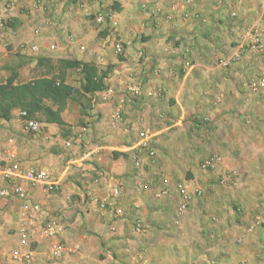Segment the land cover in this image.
<instances>
[{
    "label": "crops",
    "instance_id": "obj_1",
    "mask_svg": "<svg viewBox=\"0 0 264 264\" xmlns=\"http://www.w3.org/2000/svg\"><path fill=\"white\" fill-rule=\"evenodd\" d=\"M4 1L0 0V11ZM14 1L15 8L5 16V30L0 44V59L10 61L11 65L6 66L9 71L0 68V83L6 82L12 71L17 73L14 84L28 82L42 75H61L66 83L74 87V91L60 113L62 124L46 121L42 114L29 117L40 123V128L34 131L26 125L27 116L21 115V111L25 110L20 107L11 108L7 117L0 114V190L9 192L6 196H0V245L6 252V255L0 256V264H24L19 255L31 250L30 247L34 244L41 250L37 251L39 255L33 257L29 264H46L48 256L40 252H44L41 242L43 238H47L43 233V226L49 220H54L61 227L57 238L65 245L57 264H139L135 254L130 253L135 245L130 243L129 228L125 227L123 221L119 223V219L116 222L111 220V209L99 207V202L108 195L111 185L114 184H120L122 189L117 201L122 215L128 214H125L127 202L138 204L140 191L135 179L141 171L135 166L138 162L134 160L143 151L134 150L135 144L125 140L126 134L132 133L137 127L135 118L141 116V111L148 112L149 108L153 112L165 108L164 116L175 125L185 118L189 121V118L194 119L200 115L209 116L204 113L207 103L206 111L212 108L210 116L216 125L219 117L217 115H228L222 113L224 110L217 111L218 108L214 105L216 97L220 95L222 100L227 98L230 101L231 97L238 94L235 92L236 84L229 81V87L223 94L219 89L227 81L224 77L215 80H204L200 74L198 77L197 69L202 64V46L199 45L202 41L199 35L201 31L191 29L192 25H189L185 27L187 30L184 29L183 35H180L179 42L185 45L186 51L182 50V57L185 58V63H182L184 72L181 78L175 80L176 88L171 89L172 84L167 82L162 84L160 76L156 75L152 82H147L154 88L168 86V96L171 99L167 107L161 101L163 94L150 99V93H136L139 81L130 76L141 67L133 63H122L113 55L111 44L105 46L103 40L93 42L92 36L97 35V32L89 30L87 11L73 9L79 3L86 5L89 0ZM49 1L54 4L55 13L45 17V2ZM103 1L108 2H97L102 4ZM205 2L207 1L200 0L198 4L200 7L206 6ZM257 4V0H239V4L229 8L238 10L240 15L251 16L256 14ZM67 7L70 11H67ZM50 18L60 20L58 26L52 25ZM11 28L14 30L11 31ZM240 35L238 34L239 38ZM4 41L10 44V49L2 45ZM216 42L214 40L209 44L212 45L209 49L212 48L214 52ZM159 51L156 47L151 54H160ZM190 52L191 56H188ZM253 54V50L245 54L248 57V67L255 68L252 72L264 75V59L254 57ZM17 56H22L18 64L13 61ZM104 58L114 66L112 76L105 79L107 86L104 89L113 91L111 97H104V90L83 92L80 69L64 65V61L77 60L93 63L99 69ZM155 58L158 59L157 55ZM23 70L43 72L28 78ZM242 86L241 89L248 90V95L252 97L260 96L259 93L264 94V86L253 88L247 83ZM263 99L264 97L261 100ZM145 102L151 107L140 110L139 108L146 106ZM119 106L121 117L114 122L112 114ZM263 106L262 103V116ZM188 121L184 120V124ZM172 123L167 127H172ZM227 127L228 124L224 126V130ZM213 131V136H216L218 130ZM7 149L17 150L15 158L22 167L36 166L46 169L58 181L57 190L49 192L40 185L32 186L18 180L17 184L24 192V196H19L14 190L13 181L5 178L3 174L7 166ZM140 156L143 160L144 154ZM248 188L250 192H254V187L249 185ZM261 188L264 189V181L261 182ZM237 196L242 197L240 194ZM190 212L197 217L207 213L194 204ZM115 216L118 215L115 213ZM201 221L197 225L199 227L202 224L198 229L197 239L189 241L188 238H181L175 245L172 242L170 251H165L163 256L151 255L154 258L149 259L154 264H178L179 261L181 264H237L244 259L248 264H264L263 239L248 238V241H244L247 244L243 241L235 242L229 236L230 228L224 227L226 238L221 243H214L210 238L204 241L202 233H205L208 224L204 223L203 218ZM49 245L51 246V242Z\"/></svg>",
    "mask_w": 264,
    "mask_h": 264
},
{
    "label": "rangeland",
    "instance_id": "obj_2",
    "mask_svg": "<svg viewBox=\"0 0 264 264\" xmlns=\"http://www.w3.org/2000/svg\"><path fill=\"white\" fill-rule=\"evenodd\" d=\"M97 1L89 0L86 5L79 3L73 9L87 11L89 30L97 32V35L92 34L93 42L103 40L105 46L111 44L113 55L122 63L141 67L130 76L139 81L136 86L139 95L150 93L149 98L154 99L163 94L161 101L168 107L171 99L168 86L154 88L147 82H152L156 75L160 76L162 84L167 82L172 84L171 89L176 88L175 80L181 78L184 72L182 50L186 51L185 45L179 42L180 35L189 25H192L191 29L201 31L199 35L202 41L199 45L202 46V64L197 69L198 77L199 74L204 80L224 77L228 82L222 83L220 93L225 94L223 91L229 87V81L236 84L235 92L238 93L230 101L227 98L222 100L220 95L216 97L214 105L217 111L228 113L221 117L217 115L218 126L214 125V119L210 116L212 108L206 111L207 103L204 113L209 116L200 115L189 118V121L185 118L175 125L164 116L165 108L153 112L148 102L139 108H149V111H141V116L135 118L137 127L125 136V140L135 144L134 150L143 151L146 159L143 162L140 153L134 160L141 171L134 181L139 186V201L138 204L127 202L125 214H128L124 216L116 203L118 216L112 210L114 215L111 217L115 222L117 219L119 223L123 221L125 227L129 228L130 243L135 245L130 253L135 254L139 264H154L149 259L153 257L151 255L163 256L165 251H170L172 242L175 245L181 238H188L189 241L197 239L202 224L197 225L202 218L208 224L205 233H202L204 241L210 238L214 243H221L226 238L224 227L230 228L229 236L235 242L248 241V238L264 240V189L261 188L264 181V116L260 109L264 104V99L261 100L264 94L252 97L248 95V90L241 89L244 83L264 77L252 72L255 68L248 67V57H245L247 52L253 50L254 57L264 59V0H257L256 14L251 16L240 15L238 10L229 8L239 4V0H206V6L202 7L198 4L200 0H192L189 4L184 0H108L102 4ZM45 5V17L52 16L55 13L54 4L49 1ZM113 5H118L119 9L116 10ZM67 11H70L69 7ZM99 11L104 12V19L96 23L95 15ZM184 11L187 12L186 16H183ZM49 21H53L52 25L56 27L60 20L50 18ZM254 27L261 32V43L257 47L248 45V31ZM106 37L109 38L105 40ZM214 40H217L215 52L209 49L212 47L209 44ZM116 43L122 47L119 53L114 48ZM240 44L245 46L242 59L229 63V57ZM2 45L10 49L7 42L4 41ZM156 47L160 54H151ZM188 56H191V52ZM21 57L17 56L13 61L18 64ZM102 61L99 70L106 71V78L109 79L114 66L105 58ZM1 62V68L9 71L6 66L10 67V61L5 59ZM22 72L29 78L43 71ZM184 120L188 121L187 124H184ZM173 122L176 121L173 119ZM169 123L173 126L167 127ZM227 124L229 127L224 130ZM214 129L218 130L216 136H213ZM143 142L152 146L153 155L149 154ZM249 185L254 187V192H250ZM193 204L207 212L205 216L192 214ZM47 239L43 238L41 243L45 249L40 253L50 257H47L46 264H57L58 258L50 255L49 244L52 241ZM30 249L34 258L41 250L35 244ZM178 264H181L180 261ZM237 264H248V261L240 260Z\"/></svg>",
    "mask_w": 264,
    "mask_h": 264
},
{
    "label": "built area",
    "instance_id": "obj_3",
    "mask_svg": "<svg viewBox=\"0 0 264 264\" xmlns=\"http://www.w3.org/2000/svg\"><path fill=\"white\" fill-rule=\"evenodd\" d=\"M192 0H184L186 3H190ZM16 6V2L14 0H5L2 4V8L0 11V44L2 43V35L5 30V16L6 14H9ZM187 12L184 11L183 16H186ZM104 19V12L99 11L95 15V22L101 23ZM261 32L258 31L257 28H251L248 31L249 37H250V43L248 45L250 46H258L261 43L260 34ZM116 52H121L122 47L119 43H116L114 45ZM245 46L240 44L235 52L232 53L231 57H229L228 62L229 63H235L242 59V55L244 53ZM2 67V62L0 59V68ZM248 85H251V87L256 88L259 87V85L264 86V77L261 78V80L253 81L250 80L248 82ZM104 97L106 95H111V89L107 88V90L103 91ZM120 106L118 108H115L112 117L113 121L117 122L119 121L121 117L120 112ZM21 115L26 117V111H21ZM26 125L32 129V130H38L40 128V123L32 118L26 117ZM143 145H145L148 149V152L150 155H153L154 151L152 146L148 145L146 142H143ZM145 147V148H146ZM17 156V150L16 149H7L6 150V161L7 166L3 170V174L5 178L10 179L14 183V190L19 194V196H24V192L22 188L17 184L18 180L25 181L29 183L30 185H40L42 186L46 191L52 192L57 190L58 188V181L54 179L49 172L40 167L31 166V167H22L19 160L15 157ZM121 189L119 185L114 184L110 187V192L107 196H105L100 202L99 207L104 209L106 207L111 208V210H115V213L119 211V208L115 205L117 203V197L120 195ZM9 192L5 190H0V196H6ZM61 231V227L56 223L54 220H49L45 223L43 226V233L44 235L51 239V246H50V255L52 258H59L62 251L65 248V245L61 240H59L58 234ZM6 255L5 250L0 245V256ZM19 258L23 260L24 264H29L33 258V251H25L22 252L19 255Z\"/></svg>",
    "mask_w": 264,
    "mask_h": 264
},
{
    "label": "trees",
    "instance_id": "obj_4",
    "mask_svg": "<svg viewBox=\"0 0 264 264\" xmlns=\"http://www.w3.org/2000/svg\"><path fill=\"white\" fill-rule=\"evenodd\" d=\"M117 10L118 5H113ZM64 65L78 67L82 73L81 89L85 93H92L106 89V71L89 62L67 60ZM17 73L11 72L6 82L0 83V114L8 116V111L13 107H20L26 111L27 117L43 115L46 121L60 124L61 111L66 101L71 97L74 87L64 81L60 76L42 75L28 82L15 83Z\"/></svg>",
    "mask_w": 264,
    "mask_h": 264
}]
</instances>
